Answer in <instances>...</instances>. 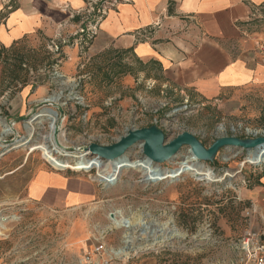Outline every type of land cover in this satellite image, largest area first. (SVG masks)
Instances as JSON below:
<instances>
[{
  "label": "rangeland",
  "instance_id": "rangeland-1",
  "mask_svg": "<svg viewBox=\"0 0 264 264\" xmlns=\"http://www.w3.org/2000/svg\"><path fill=\"white\" fill-rule=\"evenodd\" d=\"M98 1L86 0V7L78 11L81 22L73 34L60 35L53 41L39 34L29 35L0 54L2 114L5 98L28 82L47 84L53 93L46 98L58 97L46 105H39L43 99L39 100L33 113L40 115L47 108L57 110V105L62 103L63 114L55 120L60 153L53 149L54 156L70 158L90 142L110 144L127 129L153 124L163 130L165 141L187 131L205 147L220 136L244 138L263 134L264 86L227 89L218 98L205 100L196 92L167 81L159 68L152 70L151 77L136 76L134 80L115 75L111 85L100 82L101 75L91 78L98 68L100 72L102 68L115 73L128 62L134 69L139 67L131 59L121 61L115 50L87 60V51L69 42L70 37L81 32V23L95 10L93 5ZM117 1L106 0V3L114 5ZM56 41H66L70 43L68 47L77 46L78 53L75 56L68 53L66 45L58 48ZM66 96L71 99L65 100ZM29 115L13 128L8 124L14 130L7 133L14 148L0 155V171L25 160L20 173L28 177L38 166L48 165L39 150L27 152V146L45 143L52 147L51 141H55L49 120L36 119L25 126ZM22 139L27 140V146L22 144ZM19 149H24L23 154L14 152ZM189 152V147L184 145L173 161L157 165L178 167ZM127 154L138 159L142 157L141 147L137 144ZM195 163L201 168L198 173L187 170L158 182L145 181L140 170L125 169L111 183L116 184L112 195L115 204H105L92 213L85 209L48 213L15 206L6 229L0 220V246L13 245L20 249H0V264H84L86 255L95 264H251L246 259L243 242L254 231L258 219L244 194L254 178L264 171V163H251L248 152L236 147L219 149L211 162ZM68 170L94 177L98 172ZM22 182L21 178L3 181L0 196L4 197L6 187L21 190ZM115 212L132 221L131 229L112 226L109 216ZM128 233L134 247L141 248L130 249L125 257L114 256L112 250L124 246L123 237ZM165 234L169 235L168 240L149 245ZM97 245H102L100 252L94 250Z\"/></svg>",
  "mask_w": 264,
  "mask_h": 264
},
{
  "label": "crops",
  "instance_id": "crops-1",
  "mask_svg": "<svg viewBox=\"0 0 264 264\" xmlns=\"http://www.w3.org/2000/svg\"><path fill=\"white\" fill-rule=\"evenodd\" d=\"M86 5L85 0H0V48L33 34L51 41L60 35H71L81 22L78 11ZM263 44L264 0H125L106 7L86 51L87 60L115 50L121 61L131 59L140 64V69L119 71L117 77H151L152 70L159 68L173 85L211 100L227 89L264 86ZM66 49L73 56L79 50L77 46ZM126 64L131 66L130 62ZM109 76L115 75L109 72ZM51 93L53 89L47 84L28 82L5 98L4 114L0 112V155L13 150L6 149L10 136L3 133L1 119L15 127L37 111L38 101ZM14 152L23 154L24 149ZM24 164L22 160L0 171V184L8 179L23 181L21 190L6 187L4 197L0 196V220L4 226L15 206L48 213L84 209L92 213L105 204H115L112 195L116 184L49 164L23 177L20 172ZM259 182L246 190L244 198L257 214L253 230L264 239V176Z\"/></svg>",
  "mask_w": 264,
  "mask_h": 264
},
{
  "label": "water",
  "instance_id": "water-1",
  "mask_svg": "<svg viewBox=\"0 0 264 264\" xmlns=\"http://www.w3.org/2000/svg\"><path fill=\"white\" fill-rule=\"evenodd\" d=\"M58 97L49 96L46 99L39 101V105H46L52 101H55ZM65 100L71 99V96L64 97ZM61 104L57 105V110L47 108V110L55 116V119L51 124V131L53 133V139L56 144L58 126L55 124V120L58 116L63 114ZM39 116L38 113H32L29 115V120L34 121ZM4 125H8L7 122L1 119ZM25 126H28L27 123ZM10 127V126H9ZM13 130V129H12ZM14 133V130L12 131ZM23 142L27 141L22 139ZM141 144L142 157H146L154 163L167 162L177 155L179 149L187 145L190 153L201 161H213L216 153L219 149L226 147H236L246 150L247 152L252 151L254 154L257 150L264 146V131L263 134L254 135L252 137H238V136H220L216 138L211 145L205 147L202 142L192 133L184 131L176 135L170 141H165V134L161 128L155 124L148 127L135 128L132 127L127 129L126 132L120 136L116 141L110 144H100L97 142H90L87 145L79 148V152L87 154L86 156L92 157L97 156L102 160H115L124 155L133 146ZM11 141L8 142L6 149L10 150L13 147ZM140 157V158H142ZM91 167L84 170L89 171ZM174 178V177H172ZM144 180H149V177L144 176Z\"/></svg>",
  "mask_w": 264,
  "mask_h": 264
},
{
  "label": "bare ground",
  "instance_id": "bare-ground-1",
  "mask_svg": "<svg viewBox=\"0 0 264 264\" xmlns=\"http://www.w3.org/2000/svg\"><path fill=\"white\" fill-rule=\"evenodd\" d=\"M39 122L42 119L49 120V127L51 129L52 121L55 119V116L52 115L47 110H43L41 114L36 118ZM35 119V120H36ZM31 120H28L27 125L29 124ZM37 121V122H38ZM43 121V120H42ZM13 130L10 129L9 126L4 125L3 126V133L7 134L9 132H12ZM23 145L27 146V141L22 142ZM21 144V145H22ZM52 147H49L45 143L42 144H30L28 145V151L31 152L33 150H39L42 154V156L54 167L56 168H65V167H71L72 169H86L89 167H97L98 168V175L96 174L95 178L99 180L100 182H106L111 176H114L118 178V176L121 174V172L125 169H137L144 173V176L149 177V182H158L162 181L164 179L176 177L180 175L182 172H185L187 170H194V172L198 173L201 168L197 166V159L190 153V155L184 160L181 161L178 165V167L175 168H159L157 163H154L147 159L146 157L138 158V159H131L128 154L115 159V160H102L101 158L97 156L87 157L85 153L79 152L75 155H71L70 158H59L52 154V150L54 149L56 152L60 153V148H58V144L51 141ZM139 147H141V144H138ZM14 148V145L12 146ZM62 152V151H61ZM57 153V154H58ZM178 153V152H177ZM62 155H67L66 153L62 152ZM176 158V156L169 160V162L173 161ZM248 158L251 161V163L260 164L264 163V146L259 148L257 152L254 154L252 151L248 152ZM70 159L73 160V162L70 161ZM192 167H195L193 169ZM205 171H207L205 169ZM204 174V172L201 171V174ZM208 172H205V174ZM107 179V180H106ZM115 183V182H113ZM111 184V183H110ZM112 215V214H111ZM112 226L116 228H123L124 230H129L132 227V221L126 217L121 216L120 212H115L114 216H109ZM140 225L145 226L143 221L139 222ZM169 239V235H162V239L155 240L152 243H150V246H153L157 243H163L166 240ZM123 243L124 246L120 247L117 250H112V254L116 257H125L128 254V251L130 249H139L141 248L140 245H137L134 247L133 245V238L128 233L125 234L123 237Z\"/></svg>",
  "mask_w": 264,
  "mask_h": 264
},
{
  "label": "trees",
  "instance_id": "trees-1",
  "mask_svg": "<svg viewBox=\"0 0 264 264\" xmlns=\"http://www.w3.org/2000/svg\"><path fill=\"white\" fill-rule=\"evenodd\" d=\"M93 6H94L95 10L80 25L81 26L80 29H82V31L80 33L75 34V36L70 37V39H69V42L72 45L77 44L81 48L82 51L87 50V48L90 46V44L92 43V40L94 39V37L96 35V34H93L89 30V27H91V26L97 27L99 20L103 16V11L106 9L107 6H110V5L108 3H106V0H99ZM80 20H81V17H80ZM17 43L18 42H15L12 45H10L9 47H1L0 48V54L2 51L12 49L14 47V45H16ZM56 43H57L58 48H61L65 45L68 46L67 44H70L66 41H64L63 43H61L60 41H56ZM137 65L139 67L136 70L140 69V64L137 63ZM131 66H129L128 64H124L123 69H121L120 72L121 71H126V72L131 71L133 69V67H131ZM109 72H110L109 70L106 71L102 68H101V72H100V68H98L94 73L91 74V78L95 79L101 75L100 76V82L110 83L112 81L113 76L110 77ZM118 72L119 71H116L115 73H112V74L116 75ZM263 176H264V171L262 173L258 174L254 178L253 183L249 186V188H251L254 185L260 184L259 179Z\"/></svg>",
  "mask_w": 264,
  "mask_h": 264
},
{
  "label": "built area",
  "instance_id": "built-area-1",
  "mask_svg": "<svg viewBox=\"0 0 264 264\" xmlns=\"http://www.w3.org/2000/svg\"><path fill=\"white\" fill-rule=\"evenodd\" d=\"M119 1H125V0H118ZM89 30L93 33L96 34L97 32V27L95 26H91L89 27ZM80 31H82V29H80ZM263 50H264V44L262 46ZM49 165H51L52 167H54L52 164L48 163ZM56 168V167H54ZM56 169H60V168H56ZM68 169H72L71 167H65L62 168V170H68ZM91 169H96L98 170L97 167H91ZM76 170V169H73ZM79 170H84V169H79ZM85 172H88L86 170H84ZM98 172L96 171V174ZM98 175V174H97ZM116 179V177L111 176L106 182H102V183H112L114 182V180ZM102 249V245H97L95 247V251L96 252H100V250ZM243 250L245 252V256L248 262H251V264H264V239L262 237V234L260 232H255L252 231L250 233H248V235L245 237L244 242H243ZM84 264H95L94 262H92L89 258L88 255L85 256L84 259Z\"/></svg>",
  "mask_w": 264,
  "mask_h": 264
}]
</instances>
